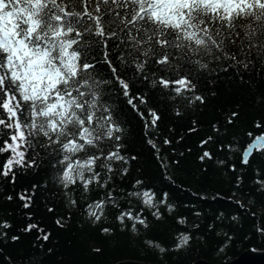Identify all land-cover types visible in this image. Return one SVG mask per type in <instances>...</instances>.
<instances>
[{
	"label": "snow or ice",
	"instance_id": "1",
	"mask_svg": "<svg viewBox=\"0 0 264 264\" xmlns=\"http://www.w3.org/2000/svg\"><path fill=\"white\" fill-rule=\"evenodd\" d=\"M221 76L243 82L240 86L259 76L264 85V0H0V177L14 182L20 169L47 164L68 204L86 206L93 225L107 218L108 209L118 212L115 220L126 227L131 222L133 233L138 226L147 229L140 214L144 208L159 221L164 209L172 212L174 206L166 202L167 193L157 198L142 179L131 184V191L118 190L117 178L130 174L126 165L137 157L124 154L126 130L113 96L123 97L145 129H156L162 117L148 106L145 94L134 91L137 84L173 104L204 105L209 97L201 85L223 83ZM259 94L264 98V89ZM238 118L232 111L226 123ZM213 129L219 131L216 125ZM153 135L145 132L159 153ZM212 140L207 137L201 146ZM254 148L264 149V133L244 149L242 164L250 162ZM212 157L204 151L199 159ZM255 184L264 192V176ZM122 198L129 210H121ZM131 198L144 208L132 211ZM19 199L29 208L33 196L21 193ZM55 223L63 226L60 219ZM10 227L0 221V229ZM33 230L42 232L37 224L23 229ZM101 231L111 234L112 228ZM191 240L181 233L174 248L183 249ZM145 244L166 251L155 240Z\"/></svg>",
	"mask_w": 264,
	"mask_h": 264
},
{
	"label": "trees",
	"instance_id": "2",
	"mask_svg": "<svg viewBox=\"0 0 264 264\" xmlns=\"http://www.w3.org/2000/svg\"><path fill=\"white\" fill-rule=\"evenodd\" d=\"M221 79L223 83L214 86L201 85L200 91L209 99L204 105L191 106L173 104L137 84L134 91L145 94L148 106L162 117L156 129H145V121L123 97L113 96L126 130L124 154L137 157L126 165L130 174L122 180L117 178L118 190L131 191V184L142 179L157 198L168 194L166 202L174 206L172 212L165 208L163 219L157 221L152 210L131 198V210L139 212L144 208L140 214L149 228L138 226L140 230L133 233L131 222H126V227L115 220L118 212L113 214L108 209L107 218L93 225L86 215V206L68 204L63 190L55 183L56 172L47 164L20 169L14 182L0 177V221L11 225L0 229V264H112L126 259L156 264H191L197 259L216 263L232 260L246 249L263 250L264 233L257 229L264 228V192L258 190L255 180L264 176V149H255L248 164L241 160L244 149L264 133V127H255L257 122L264 123V98L259 94L264 85L259 76L255 82L247 81L246 86H240L243 82L229 83L230 76ZM232 111H237L239 118L227 124ZM192 128L195 131H190ZM146 131L154 133L151 138L157 142L159 153L147 143ZM249 132L253 135L249 136ZM209 136L213 140L201 146L200 142ZM165 139L171 143L164 144ZM204 151L213 153L212 159L201 161L199 156ZM158 156L164 158L163 162ZM21 193L33 196L29 208L23 207ZM8 196L13 198L8 200ZM122 203L121 210H129L123 198ZM49 208L53 210L48 211ZM233 216L237 219L233 220ZM178 218H184L186 223L178 224ZM58 219L63 226L55 223ZM28 224H37L42 232L23 231ZM103 227H111L112 233H103ZM181 233L190 234L192 240L176 250L174 245ZM43 234H50V238L38 239ZM14 235L19 240L13 241ZM149 239L166 251L161 253L146 246Z\"/></svg>",
	"mask_w": 264,
	"mask_h": 264
},
{
	"label": "water",
	"instance_id": "3",
	"mask_svg": "<svg viewBox=\"0 0 264 264\" xmlns=\"http://www.w3.org/2000/svg\"><path fill=\"white\" fill-rule=\"evenodd\" d=\"M254 150L255 148L253 149V151ZM112 264H156V263L126 259ZM191 264H264V249L263 250L246 249L242 251L238 256H236L235 258L229 261H220L216 263H211L205 259H197Z\"/></svg>",
	"mask_w": 264,
	"mask_h": 264
}]
</instances>
